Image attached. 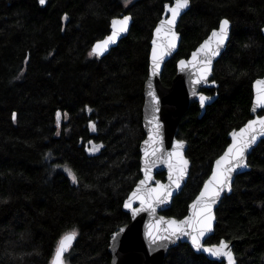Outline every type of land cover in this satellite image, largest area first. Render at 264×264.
Returning <instances> with one entry per match:
<instances>
[{"label":"trees","instance_id":"16d2710c","mask_svg":"<svg viewBox=\"0 0 264 264\" xmlns=\"http://www.w3.org/2000/svg\"><path fill=\"white\" fill-rule=\"evenodd\" d=\"M169 2L0 0V264H50L71 230L77 236L64 264H111V236L131 221L123 204L142 176L151 39ZM126 13L133 17L128 35L102 58L89 55L111 20ZM223 18L232 32L215 64L218 87L204 89L218 97L202 115L192 103L181 119L178 137L188 142L192 165L168 216L188 213L230 132L252 117L253 83L264 75V0H191L164 84ZM249 165L217 208L207 243L234 241L238 264H264V139ZM164 264L224 262L181 242Z\"/></svg>","mask_w":264,"mask_h":264},{"label":"snow or ice","instance_id":"6c2138e0","mask_svg":"<svg viewBox=\"0 0 264 264\" xmlns=\"http://www.w3.org/2000/svg\"><path fill=\"white\" fill-rule=\"evenodd\" d=\"M127 3V0H125ZM41 4L45 3V0H40ZM190 0H175L174 5H165L167 12L171 15L165 19H161L159 25L155 28L156 37L164 36V41L158 43L157 39L152 41V72L153 75L157 73L160 67V62L166 54H170L171 50L176 48V40L178 34L174 31L177 17L181 14L183 9L189 7ZM64 19H67L65 14ZM131 18L129 16H123L122 19L114 18L111 21L112 33L105 39L95 43L89 53V55H103L108 49L109 45L115 43L117 37L128 30V23ZM230 21L223 19L219 22V28L214 29L208 40H205L200 47L192 53V59L190 61L180 60L179 66L181 70L188 68L189 66L199 68L196 83H200L202 80H207V76L211 71L212 57L219 55L220 48L223 46L225 40L228 37V30ZM214 45V46H213ZM214 83V82H213ZM256 99L255 105L264 108V80H257L256 82ZM151 89V85H149ZM148 95L153 100V119H156L155 114L159 112V98L154 91H149ZM210 97L199 94V102L203 107L205 102L210 100ZM91 111V109H89ZM255 111V107L253 109ZM57 122H59L60 113L57 112ZM13 119H16V113L12 114ZM95 129V124H92ZM159 122L155 124L153 132L155 135H159ZM264 135V116H257L255 119L249 120L247 124L239 130V132L233 131L231 133L232 143L228 145L227 150L219 157L215 162V169L212 171L211 177L204 183L203 190L200 191L199 196L193 201L192 215L185 217L184 220L177 221L171 219L163 221L167 224V227L163 229V232L168 233V236L154 235L151 231L148 233L150 242L158 247H166L164 241L180 236H189L191 244L197 251H204L212 256L218 258H224L227 264H236L234 253L232 252L229 243L225 240H220L218 244L204 247L201 243L202 237L211 231L213 220L215 219L212 212V205L220 198L221 193L224 190L231 191V177L232 173L238 168L248 167L246 161V153L255 144L257 136ZM154 140L155 137H150ZM149 141H145L147 145ZM184 147L183 141H176V146L173 151L168 152L165 157L162 151H159L156 147H153L152 152L149 153L147 149L144 155V179L140 180L137 185V189L129 197L128 202L124 204L125 208H132V200H139L141 208H132L133 214H138L141 211H155V207L158 204H164L168 198L172 195L171 188L175 186L179 188L180 181L186 174V168L188 161L184 159L182 152L180 151ZM98 148H90L89 151H97ZM166 160L169 168V185H164L159 181L156 182L155 187H146L149 181L152 180L151 167L155 166L157 161ZM71 176L73 182H77L76 175L71 169H65ZM143 193V195H141ZM146 205V207H145ZM77 232L71 230L63 234L55 249L53 258L50 264H64V254L71 248L72 242L75 240ZM115 239V236L113 237Z\"/></svg>","mask_w":264,"mask_h":264},{"label":"water","instance_id":"95a60500","mask_svg":"<svg viewBox=\"0 0 264 264\" xmlns=\"http://www.w3.org/2000/svg\"><path fill=\"white\" fill-rule=\"evenodd\" d=\"M46 1L47 0H45V3L42 5H45ZM174 3H175V0H173V2H169L166 4L174 5ZM190 7H191V0H190L189 7L186 9H183L181 11V14L177 17L176 24L174 26V31L178 34L177 40H176V48L171 50L170 54H166L163 57V59L160 62L159 70L157 71L155 75H153V72H152V60H151L152 41L153 39H157L158 43H162L164 41L163 34H161V37L159 38L156 37L155 28L159 25V22L161 19H165L166 17H169L171 15V13L167 12L165 8H164V12L162 14L161 19L158 21V23L156 24L153 30V35L151 39V50H150V70H149V75L145 82V87H144V104H143L142 119H143V128L145 131V137L140 144V153H141L140 161H141L142 176L137 182V184L134 186V188L131 190L127 198L125 199L124 204L128 202V199L132 195V193L136 191L137 185L139 184L140 180L144 179V155H145L146 149L149 153H151L153 147H156L159 151H162L164 156L166 157L167 153L173 151V149L175 148L176 141L178 140L183 141L184 147L180 151L182 152L184 159L188 161L187 168H186V174L184 178L180 181L179 188H176L175 186H173L171 188L172 195L168 198V200L164 204L156 205L154 212L145 210V211H141L138 214L134 215L132 208H137V209L141 208L140 201L132 200L131 201L132 208H125L123 204L124 210L128 212L131 216V221L128 224L121 226L111 236L110 246H109V250L112 256L111 264H164L165 258L167 257L170 249L174 246H177L181 242L188 243L196 253H202L211 260H216V261L224 262V264H227V261L224 258H218L202 250L197 251L196 249H194V247L191 244V239L187 235L180 236L178 239L176 237H172V239L170 240L166 239L164 241V243L166 244V247H158L157 245H153L150 242V237L148 235V233L151 231L154 235L168 236L169 235L168 233L163 232V229L167 227V224L164 223L163 221H168L171 219L181 221V220H184L185 217L191 216L193 212V208H192L193 201L196 199L197 196H199L200 191L203 190V186H204L203 184L199 193L190 202L188 213L184 217L177 218L174 216H168L164 214V212L167 211L172 206L174 198L181 193L184 186L186 185L188 178L190 176V170H191V165H192L190 158L187 156L188 142L178 137L181 119L192 103L197 102L199 104L200 109H201V115H202L205 112L206 107L210 105L211 103H213L218 97L217 92L214 94H208L204 91V89H212V88L218 87V83L213 79L215 64L219 60L223 52L225 51L227 44L229 42L230 36H231V32H232V22L228 18H226L230 21L228 37L225 40L223 46L220 48L219 55L212 57L211 71L209 72L206 81L202 80L200 83L197 84L195 81L197 79L199 68H194V67L189 66L188 68L182 71L179 66V61L180 60L190 61L192 59V53L195 52L200 47V45L204 43L205 40L209 39L214 29L207 35V37L203 39V41L194 50L191 51L188 57H183L178 60L177 72H176L175 77L173 78L170 85H165L162 80V74L164 71V67L166 63L174 57V55L178 52L180 48L181 41H182V34L178 31V25L181 20V17L190 9ZM123 16H129L131 18L128 23V30L126 32L121 33L117 37L115 43L110 44L108 49L104 52V54L98 56L99 58H102L103 56L107 55L111 51L112 48L117 46V44L122 38L128 35L131 29L132 23H133V17L130 13H126L124 15L117 16L114 18L122 19ZM218 28L219 26L215 29H218ZM111 33H112V26L110 29V33L107 34L104 38L97 40L95 43L105 39L107 36L111 35ZM263 33H264V27H263ZM257 80H264V75L260 78H257L253 83L254 96H253V102L251 106L252 117L249 120L255 119L257 116H264V108H261L255 105V99H256V83L255 82ZM149 85H151V89L149 88ZM149 91H154L156 93V96L159 98V105H158L159 112L155 114L156 119H153V103L154 102L148 95ZM201 93L211 98L210 100L205 102L203 107L200 105V102H199V94ZM254 107H255V111H253ZM261 111L263 112L260 113ZM157 121L159 122V125H160L159 135H155V133L153 132V129ZM247 122L243 124L240 128L234 129L230 132L229 144L232 143L231 133L233 131L239 132V130L243 128L247 124ZM153 136L155 137V139L154 140L150 139V137H153ZM263 139H264V135L257 136V140L255 144H253L252 147L246 153V161H247L248 167L238 168L235 172L232 173V177H231L232 190H233V184L237 176L251 169L249 165V156L253 152L254 148ZM145 141H149V143L146 145ZM227 147L223 151V153L227 150ZM223 153L221 155H223ZM220 156H218L215 159L213 163L212 171L215 169V162L217 159H219ZM212 171L210 175L208 176V178L205 180V182L211 177ZM162 173H164V178H159L158 174H162ZM150 174L152 176V180L149 181L146 187H155L157 181H159L160 183L164 185L170 184L169 168H168V163L166 160L157 161L155 166L151 167ZM232 190L231 191L224 190L221 193V196L217 200V202L212 205V212H213L215 219L213 220L211 231L207 232L204 235V237H202L201 239V243L204 245V247H209V246L219 243L218 242V243L211 244V243H207V240L214 234V231H215V225L217 223L216 210L219 207L224 196L231 194ZM141 195H143V193H141ZM161 217L163 218V221L160 220ZM114 236H115V239H113ZM221 240H225L229 243V246L232 252L234 253L236 264H238L236 254L234 252V241H228L225 238ZM74 241L72 242V245Z\"/></svg>","mask_w":264,"mask_h":264},{"label":"rangeland","instance_id":"374dc122","mask_svg":"<svg viewBox=\"0 0 264 264\" xmlns=\"http://www.w3.org/2000/svg\"><path fill=\"white\" fill-rule=\"evenodd\" d=\"M131 1H132V0H131ZM131 1H130V2H131ZM130 2H127V4H129Z\"/></svg>","mask_w":264,"mask_h":264},{"label":"flooded vegetation","instance_id":"af4514ba","mask_svg":"<svg viewBox=\"0 0 264 264\" xmlns=\"http://www.w3.org/2000/svg\"><path fill=\"white\" fill-rule=\"evenodd\" d=\"M92 152H94V151H92Z\"/></svg>","mask_w":264,"mask_h":264}]
</instances>
